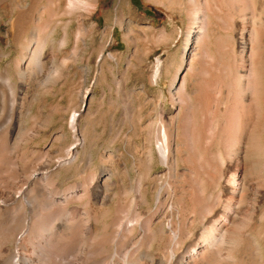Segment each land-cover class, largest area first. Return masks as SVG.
I'll return each instance as SVG.
<instances>
[{"label": "rangeland", "instance_id": "374dc122", "mask_svg": "<svg viewBox=\"0 0 264 264\" xmlns=\"http://www.w3.org/2000/svg\"><path fill=\"white\" fill-rule=\"evenodd\" d=\"M19 1L24 2L25 7L31 8L32 15L30 13V18L32 17V19L30 20L32 23L37 20L36 17L43 15V9L38 6L44 4L46 0H39L40 4L37 2V5H33L32 0ZM117 1L98 0V7L91 16V19L96 22L97 28L101 29L105 26L106 15L109 17V23L111 22L113 18L111 10ZM180 2L181 5L177 6L169 5L167 0H128L132 12L129 19L134 22V26L137 25L135 29L137 28L138 39L134 44L135 46L126 50L122 29L117 25H113V40L103 53H105L104 55L109 53L118 55L120 60L116 64L109 61L97 62L101 41L98 32H96L91 37H87L85 42L78 43L77 48H75L77 54L75 61L63 62L64 57L62 54L52 52L53 55L49 51L50 53L43 59L41 80L29 78L23 80L15 71L17 68L16 58L20 53V48L15 46L10 39L9 22L15 14V9L11 8L10 0H0V141H2L0 142L2 146H0V164L2 163L0 165V186L4 184L3 181L6 178L8 179L20 172H27L41 159L46 160L45 162L50 170L47 178L48 180L51 179L50 183L47 182L44 187L50 192L54 189V194L55 192L64 191L67 186L83 189L90 185L103 170L104 173H108L106 177H109L104 192L106 197L110 198V202H106L100 208L93 209L88 221L79 217L80 219L75 223L77 226L73 222L69 226L72 228L74 224L73 229L71 230L68 227L70 232L67 229L65 230L66 226L63 225L66 222L68 223L69 220L67 219L70 217L76 219L77 212H81L83 207L87 206L88 199H78L66 206L54 207L53 212H55V215L59 213L64 215L63 210L69 213L68 216L64 215L66 216L64 218L62 214H59L58 220L55 219V224L57 222L56 228L61 231L65 241L71 238L65 242L64 249L62 247L63 250H61V254L59 253V256L62 257L58 256L56 259L58 262L52 258L47 264L74 263L73 260H76L74 257L79 259L76 261L80 264H126L128 262L126 259H129V262L133 259L134 261L131 262H137L136 264H155V262L156 264H167L172 253L175 252V256L178 254L175 249H173V252L171 241L176 232L184 237L189 236L188 239H194V237H198L197 233L199 234L205 225H209V222L204 219L206 214L199 208L201 205L203 207L209 204L208 196L211 195L210 193L217 197V188L205 174L207 167L199 168L202 160L197 157L190 158V155L187 166L189 170L182 172V166H180L178 174L174 175L172 172L173 175H171L169 174L171 171L164 169L157 162L154 149L158 130L165 132L172 130L174 132V129L183 126L189 132L191 125H199L202 134L206 136L204 142L209 150H218L220 153L222 152L223 156L226 155L227 150V143L224 139L217 141L216 138H207V132L205 131L207 125L214 116H220L223 107L219 96L215 92V87H208L205 83V76L207 75L200 68L203 64L200 65L197 61L196 55L200 51L197 47L192 50L196 54L194 55L192 52L190 58L194 65L193 73L196 75L190 77L187 73H184V69L180 70V77L184 73L186 79V81L184 80V90L181 97L176 92L177 82L172 86L173 90L170 88L174 71L180 64L185 30L189 24L188 7L183 0H180ZM259 3V6L263 9L264 19V0H259ZM5 9L7 12H5ZM225 9L224 5L221 4L217 13L220 17L224 15L223 18L226 19L228 11ZM227 19L228 23H240L239 18L235 15ZM144 27L147 28L144 29ZM209 28L208 32L212 36L218 34L225 36V32H227L226 28L218 24L216 26L212 24ZM62 34L61 26H58L56 32L52 35L53 40L57 42ZM24 37L29 39V31L25 33ZM72 46V42H69L66 50H70ZM27 49L24 52V62L19 65L22 70L33 49V44H29ZM210 61H213V59H210ZM225 61L230 74L233 75L235 71L240 74L245 72V65L240 63L239 59H236L231 53H228ZM238 64L240 65L238 66ZM157 65L160 68V76L154 83H150L149 76ZM56 66H61L60 77L55 85L44 88L40 84L41 81L50 72L52 73ZM201 71L203 73H200ZM198 82L205 86L208 91H206V95L202 100L200 110H195L191 114V104H194L195 101L193 92ZM84 95H86V105L77 118V128L74 134L69 125V118L73 110H79ZM186 103L187 105H185ZM183 106H186V108ZM219 108H221V111ZM187 109L189 110L187 111ZM255 109L256 111H254ZM247 115L249 119L246 120V116L245 121H243V123L247 121V125H245L246 123L242 124L243 133L248 134L253 128L258 130L253 132L256 140L255 146L253 145L249 150H244L243 140L237 142L234 146L238 147L234 148L237 149L235 153H238L236 154L238 165L236 164L237 167L235 166L236 168L234 167L233 170L226 171L230 183L235 186L247 185L246 188L244 187L246 191H239L240 193L231 197L232 199L221 193L222 195L218 196L217 200L218 202L221 198L223 201L227 199L226 202L231 200L232 206H235L233 209L234 223L231 221L226 228L231 237L238 239L240 237L239 240L243 242H241L242 245L237 256L243 254L246 257L244 264L256 263L257 260L264 264V105L253 104ZM251 115L253 116L250 119ZM244 126H246V129ZM12 134L13 136H11ZM182 141H184V138H182ZM222 141L224 142L223 145ZM74 144H76L74 160L70 164H59L60 159L62 161V158H65L68 149ZM148 152L151 160H148ZM6 166H10V168ZM180 175L183 176L179 177ZM199 181H202L203 186L202 196H200V199L201 197L202 199L199 205L194 206V203L189 201V194L191 189H194L192 183L197 185ZM49 187L50 189H48ZM172 190H180L185 194L178 195L179 198L173 197ZM158 192L163 195L156 202ZM225 197L226 199H224ZM240 198L241 200H239ZM222 199L219 205L225 203ZM171 204H175L177 208L169 209ZM197 211L198 213H196ZM71 212L74 214H71ZM11 213H0V232L7 226L14 225V227L20 228L30 219L28 209L17 216ZM200 213H202L199 215L202 216V220L198 216ZM121 215H124L127 220L120 221V223L119 218H122ZM131 215H133V219L129 218L128 221V217H131ZM167 220H170L171 223H168ZM86 224H89L88 229ZM86 241L89 243L87 244ZM168 242L170 243L167 244ZM34 243L36 244L34 248L30 244H25L28 246L25 255L28 256L32 251L28 257L34 259V263L40 264L41 256L38 260L40 252L38 253L37 245L40 240L34 238ZM13 248L14 246L11 244V249ZM28 248L30 251H28ZM78 249L79 251H77ZM242 249L245 251H242ZM73 250L77 251L75 253H79H72ZM178 250H180V247ZM1 251L3 255L0 256V264L3 256L6 255L3 249ZM83 252L84 255L81 254V257H79L78 255ZM83 256H86V259ZM83 258L84 261H82ZM160 259L164 260L161 262ZM247 259H249V262Z\"/></svg>", "mask_w": 264, "mask_h": 264}, {"label": "bare ground", "instance_id": "6f19581e", "mask_svg": "<svg viewBox=\"0 0 264 264\" xmlns=\"http://www.w3.org/2000/svg\"><path fill=\"white\" fill-rule=\"evenodd\" d=\"M38 1L39 0H32L31 2H33V5L35 4L37 5ZM183 1L189 10L188 12L189 24L185 30V36H184V42H183V52L180 58V64L176 67L174 71L172 80L170 82V88L172 89V86L174 85V83L177 82L176 92L179 93L181 97L183 90H184V80L186 81L184 77V73H187L190 77H192L193 75H196L193 73L194 65H193V61L190 58L193 52L192 50H194L197 47L198 50H200L199 53L196 55L197 61L199 62L200 65L203 64L201 65L200 68L207 75L205 76V79H206L205 83L208 87H215L216 89L215 92L219 96L220 103L222 104V107H223L222 111H221L222 107L219 108L221 111L220 116H214V118H212V120L207 125V128L205 129V131L207 132V136H208L207 138H211V139L216 138L217 141L220 139H224L227 143V147H226L227 150H226L225 156H223L221 154L222 152L220 153L218 150H215V151L209 150V147L207 148L204 142L206 136L202 134V131H201L202 129L199 125H191L189 132L188 130H185L183 126L182 127L176 126L177 128L176 130L174 129V132L172 130L167 131V132L163 130H158V133L155 137V146H154L155 153H156V160L158 163H160L164 167V169L171 171L170 173L168 172L169 174H171L172 172L174 173V175L178 174V168L180 166H182V169H181L182 172L187 171V169L189 168L187 166L190 161L189 156L191 155L190 158L197 157L198 159L202 160V164L199 165V168L201 169V167L203 166L207 167L205 174L208 176V178L213 182V184L217 188V197H215L214 195H212V193H210L211 195L209 196L207 195L209 204H206L203 207L201 205L199 208L206 214V216L204 215V219L207 222H209V225L208 226L205 225L204 228L200 230L201 232H199V234L197 233L198 237L197 238L194 237V239L193 238L188 239L189 236L184 237L183 235L176 232L175 236L172 237L173 240L171 238V241H172V246H173L172 250L173 249L177 250L178 254L177 256H175V252L173 250L174 254L170 253L171 255L169 256V259L167 258L168 259L167 264L168 263L171 264L172 262H173L172 264H244L245 263L244 261H246L245 260L246 257H244L242 253H241L242 255L237 256V253L239 252V249L242 245L241 244L242 240H239L240 237L239 239L236 237H231V234H229L230 232L226 228L228 227L227 225L230 224L231 221H233L234 223L233 209L235 208V206L234 207L232 206V202H230L231 200L226 202L227 200L226 197L224 198L226 199L224 200L225 203L222 205H219L221 203L220 201L222 198L219 199L220 203L218 202L217 199H218V196L222 195L221 193H224L226 196L231 198L235 196L237 193L246 191L245 186L247 185L241 184L239 186H235L231 184L230 181L228 180L229 176H226V171L233 170L237 164L236 154L238 153H235V151L237 150V149L235 150V148L238 146H234L235 144H237V142H239L240 140H243L242 143H244V150L245 149L249 150V148L253 147L254 143H256L253 132L256 131L257 129L252 127L253 130L250 131V133L245 134L243 133L242 124L246 123L245 125H247V121L244 123L243 121H245L246 116L248 117L247 114L253 104L264 105L263 9L259 6L260 4L259 0H183ZM167 2L169 5H177V6L181 5L180 0H167ZM23 3L19 0H10V3H9L11 8L15 9V14L12 18H10V22H9L10 23V39H11V42L15 46L20 48V53L19 55H17V58H16L17 68L15 71L17 72V75H19V77L22 78L23 80L24 79L26 80V78L34 79V80H37V79L41 80L40 79L42 77L41 70H43V62H44L43 59L48 55V53H50L49 51H51V53L57 52L58 54H62L64 57L63 62L64 61L66 62L75 61L77 58L75 48H77L78 43L85 42L87 37H91L96 32H98L100 36V41H101V48L98 52L97 62L104 63L106 61H109L111 63L116 64L120 60V57L118 55H115L114 53H109L108 55H104L105 53H103L106 47L113 40V36H112L113 25H117L122 29V36L126 42V50H129L132 46H135L134 44L138 39L137 38L138 33L136 31L137 28L135 29V26L137 25L134 26V22L131 19H129L130 16L132 15V12L129 8L128 0H118L116 2L115 6L111 10V14L113 15L111 22L109 23V17L108 15H106L105 16V26L101 29L97 28L96 22L91 19V16L93 15L94 11L98 7V0H46L44 4L42 3L41 5L38 6L43 9L42 11L43 15L36 17L37 20H35V22L33 23L30 20L32 19V17L30 18L31 8L25 7ZM221 4H223L224 7L226 8L225 10L228 11L227 12L228 15L232 13L233 15H235V17L239 18L240 20L239 24H235L234 22H230V23L227 22L228 21L227 18H230V16L232 17L233 15H229V17L227 15L226 19L225 17L223 18L224 15L222 17L218 15L217 12L219 11ZM5 12H7L6 9H5ZM219 19L220 21L218 22ZM212 24H214L215 26L218 24L226 28L227 32H225V36L221 34L212 36L208 32V29H210L209 26L210 25L212 26ZM58 26H61L63 34H62V37L57 42H55L56 40L55 41L53 40L52 35L56 32V29ZM146 28L147 27H144V29ZM28 31H29V39L24 37L25 33ZM69 42H72L73 46L70 50H66L67 49L66 47ZM29 44H33V49L29 57L27 58L26 63L23 66L24 69L22 70L21 68H19V65L20 63L24 62V59H25L24 52L28 50L27 47ZM228 53H231L232 55H234L236 59H239L240 63L245 65L246 69L243 74H240L236 71L233 75L232 73L231 74L229 73V71L227 70V62L225 61ZM195 54L196 52L194 53V55ZM210 59H213V61H210ZM207 61L209 62L207 63ZM239 65L240 64H238V66ZM56 67L52 73L50 72V74H48V76L44 78V80L42 79L43 81H41L40 83L41 86L43 85V87L45 88V87H50L56 84L58 78L60 77L61 66H59L60 68L59 67L56 68ZM182 69H184L185 72L180 77V70L182 71ZM202 71L200 73H203ZM159 72H160V68L157 65L155 70L149 76L150 83H154L157 80V78L160 76ZM206 91L208 90L206 89L205 86L201 85L199 82L196 83L195 89L193 92L195 96V101H194V104H191L192 109L190 113L191 112L193 113L195 110H200V108L202 107L201 105L202 100L204 96L206 95ZM85 101H86V95H84V97L82 98L79 110H73L71 112V115L69 118V125L71 128V131L74 134L77 128L76 121H77V118L80 112L84 109L86 105ZM185 105H187V103ZM183 107L186 108V106H183ZM188 110L189 109H187V111ZM254 111H256V109ZM250 114H253V113H250ZM253 115H251L250 119L252 118ZM247 117H246V120L249 119V117L248 118ZM206 121H207V118H206ZM244 127L246 129V126ZM259 134L261 135L260 132ZM11 136H13V134ZM14 136H15V133H14ZM182 138H184V141H182ZM20 144H21V141H20ZM223 144L224 142L222 141V145ZM75 145L76 144L72 145L68 149L67 155L65 156V158H62V161L60 159L59 164L61 165L70 164L74 160V155L76 154ZM223 149L225 150V147ZM238 151L240 152V150ZM147 157H148V160H151V156L149 152H148ZM45 161L46 160L41 159L39 160V162L35 163L27 172L25 173L20 172L14 176H10L8 179L6 178L7 180L5 179V175H4V179H5L3 181L4 184L0 186V213L6 214L8 212L9 213L12 212L14 216H17L19 213H22L26 211V209H28L30 213V219L29 221L27 220L20 228H16L13 225V226H7L1 230L0 232V256L3 255L1 251L2 249L6 253V255L3 256V260L1 264H35L36 263V262L34 263L35 260L28 257L32 253V251L29 255L27 254L28 256L25 255L26 248L28 247L26 245L30 244L32 245V248L35 247L36 244L34 243V238H37L40 240V243L37 244L39 251L35 249L36 251H38V253L40 252V255L39 254H38L39 256L37 255L39 258L38 260H40V256H41L40 264H47V262L52 258H54L53 260L58 262L56 260L57 257L61 254L60 253L61 250L64 249L63 246L65 242L69 241L71 237L65 241L64 240L65 238L62 236L61 231H58L59 229L56 228L57 222L55 224V219L57 218L58 220L59 214H62V213L55 215V212H53L54 207H57L59 205L66 206L68 205V203L70 202L72 203V201L78 200V199H83V198L88 199L87 203L90 204V206H88L87 204V206H84L83 210L79 213L76 211L77 217H75L74 215L76 219H73L72 217H70L69 219H67L69 220L68 223L67 222L66 224L64 223L65 225L63 226H66L65 230L67 229V231L70 232V229L72 230L74 224L78 222V220L80 219L79 217H82L81 219L85 218V221H88L90 220L93 209L97 207L100 208L101 206L105 205L106 202H110V198L106 197L105 192H104L105 187H106V181L109 178V177L108 178L106 177L108 173L107 172L104 173L103 172L104 170L101 171L98 174V176L95 177V179L93 180V182L90 183V185L87 184L88 186H86L83 189H76L77 187L75 188L73 186H67V188L64 191H61L60 193L55 192L54 194V189H52L53 193L50 191H47V189H45L44 186H46L47 182L50 183L51 179L48 180L47 178L50 170L48 169ZM8 164H11V163H8ZM8 167L10 168V166ZM182 176L180 175L179 177H182ZM243 183H244V180H243ZM137 185H136V188L138 187ZM192 185L194 189H191L190 191L189 201L191 203H194V206L195 205L197 206L199 205V202L202 199V197L200 199V196H202L201 191L203 190L202 181L201 182L199 181L197 185L193 183ZM50 187L48 189H50ZM171 194L173 195V197H178V195L185 194V193L180 190H172ZM162 195L163 194L161 193L157 195L156 202L160 200V197ZM239 200H241V198ZM172 208H177V207L175 206V204H171L169 209H172ZM62 210H63V206H62ZM63 213L64 215H67V216L69 215L67 211L63 210ZM196 213H198V211ZM71 214H74V213L71 212ZM201 214L202 213L198 214V216ZM64 215H63V218L66 217ZM132 216L133 215H131V217H128V221L130 220L129 218L133 219ZM121 217H122L121 219L119 218V222L120 221L123 222L124 220H127L126 217H124V215H121ZM201 217H200V220H202ZM73 222L74 224L72 228L69 227L71 226ZM167 222L169 223L170 220H167ZM75 225L77 226V224ZM88 225L86 224L87 229H88ZM68 227L70 228L69 230H68ZM142 229H145V228H142ZM67 234L68 233L66 232V235ZM143 240L145 241V239ZM88 243L89 242H87V244ZM169 243L170 242H168L167 244ZM11 244H13L14 246L13 249H11ZM179 247H180V250H178ZM243 250L244 249H242V251ZM28 251H30L29 248H28ZM75 251L73 250L72 253H75ZM77 251H79V249ZM78 253H75V254H78ZM81 254L84 255V252L80 253V255L78 256L81 257ZM69 256H70V253H69ZM59 257H62V256H59ZM84 258L86 259V256ZM84 258L82 261H84ZM162 258L164 257L162 256ZM74 259L79 260L77 259V257L76 258L74 257ZM161 259L160 261L162 262L164 259L163 260ZM76 260H73L74 263H69V264H76V263L80 264ZM127 260L128 262L126 264H136L137 263V262L136 263L131 262L133 259L130 260V262H129V259H126V261ZM60 261L63 262L62 260ZM247 261L249 262V259H247ZM258 262L259 261L257 260L256 263ZM256 263L254 262L252 264H256Z\"/></svg>", "mask_w": 264, "mask_h": 264}]
</instances>
